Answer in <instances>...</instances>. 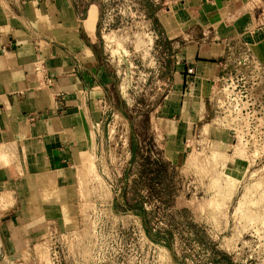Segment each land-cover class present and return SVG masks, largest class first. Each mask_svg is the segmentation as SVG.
Here are the masks:
<instances>
[{
	"label": "rangeland",
	"instance_id": "1",
	"mask_svg": "<svg viewBox=\"0 0 264 264\" xmlns=\"http://www.w3.org/2000/svg\"><path fill=\"white\" fill-rule=\"evenodd\" d=\"M78 1L115 77L78 170L108 264H264V65L187 76L172 0Z\"/></svg>",
	"mask_w": 264,
	"mask_h": 264
},
{
	"label": "crops",
	"instance_id": "2",
	"mask_svg": "<svg viewBox=\"0 0 264 264\" xmlns=\"http://www.w3.org/2000/svg\"><path fill=\"white\" fill-rule=\"evenodd\" d=\"M171 4L196 73L214 76L245 46L264 65V0ZM99 36L78 0H0V264H42L36 249L51 229L80 227L78 170L115 80Z\"/></svg>",
	"mask_w": 264,
	"mask_h": 264
},
{
	"label": "built area",
	"instance_id": "3",
	"mask_svg": "<svg viewBox=\"0 0 264 264\" xmlns=\"http://www.w3.org/2000/svg\"><path fill=\"white\" fill-rule=\"evenodd\" d=\"M237 51L243 64H251V67L258 69L262 67V64L252 54L249 47L245 46L236 49V52ZM234 54V50H229L228 56L231 57ZM34 71L40 84L47 85L51 83L43 60L38 59L36 61ZM186 71L187 76H192L194 74L193 67H188ZM96 206L98 205L94 204L87 212L81 215V224L76 232L83 229L91 230V233H88L89 237L85 240L83 239V242L77 239L75 233L72 231L60 232L56 229H51L48 232L46 239L41 242L42 244H40V246L44 247L49 258V264H108L109 262H113V256L102 249L103 246H101L98 240L101 232L100 218L101 216L109 217L110 213L106 211L107 209ZM78 240L80 242H78ZM84 251H86V253H84ZM40 260H43L42 264H48L46 259L40 257Z\"/></svg>",
	"mask_w": 264,
	"mask_h": 264
},
{
	"label": "bare ground",
	"instance_id": "4",
	"mask_svg": "<svg viewBox=\"0 0 264 264\" xmlns=\"http://www.w3.org/2000/svg\"><path fill=\"white\" fill-rule=\"evenodd\" d=\"M202 108V107H201ZM15 197V196H14ZM48 262H49V258H48Z\"/></svg>",
	"mask_w": 264,
	"mask_h": 264
}]
</instances>
